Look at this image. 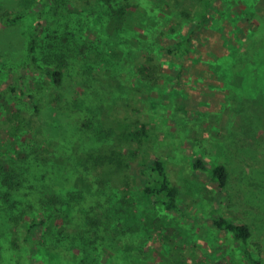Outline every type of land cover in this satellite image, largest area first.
<instances>
[{"label":"rangeland","instance_id":"rangeland-1","mask_svg":"<svg viewBox=\"0 0 264 264\" xmlns=\"http://www.w3.org/2000/svg\"><path fill=\"white\" fill-rule=\"evenodd\" d=\"M125 2L137 7L136 31L110 21L102 0H0V90L19 77L40 107L34 112L19 93L1 101L0 167L3 156L16 151V129L5 120L17 110L28 118L25 139H37L50 151L66 121L62 103H52V78L28 65L35 42L39 64L63 72L66 96H77L82 83L93 84L108 91L105 101L115 103L121 116L135 115L138 100L136 114L149 126L150 137L130 170V210L139 231L116 235L112 224L105 227L97 244L101 264H249L233 234L214 224L215 209L250 226L249 246L264 264V0H217L185 60L164 48L193 26L179 11L195 10V0ZM149 55L161 67L158 84L144 82L138 72ZM161 155L173 167L184 165L177 168L181 212L155 210L140 199L141 171ZM198 157L227 166L226 189L190 169ZM63 236L56 227L36 228L19 252L5 240L0 264L20 258L22 264H79L77 246L70 236L61 242Z\"/></svg>","mask_w":264,"mask_h":264},{"label":"trees","instance_id":"trees-1","mask_svg":"<svg viewBox=\"0 0 264 264\" xmlns=\"http://www.w3.org/2000/svg\"><path fill=\"white\" fill-rule=\"evenodd\" d=\"M102 1L110 21H118L123 31L138 29L134 17L137 7L125 0L118 6L113 5L112 0ZM216 1L195 0V10L179 11V18L190 20L193 26L178 42L164 48L167 54L182 60L190 56L196 36L209 22ZM177 26L172 31L176 32ZM119 44L127 45V42ZM37 47V43L31 44L28 65L52 78L57 92L52 103L55 106L62 103L66 121L56 146L53 144L54 149L50 151L37 139H25L23 124L28 118L21 112L17 110L5 120L16 129L13 139L16 151L3 156L0 167V217L4 219L0 224V247L6 240L10 248L19 252L24 243L31 241L36 228L56 227L64 235L61 242L70 236L77 246L79 264H101L97 244L105 227L112 224L109 229L116 235L139 231L137 215L130 210L135 202L130 170L150 137L149 126L136 114L140 112L138 100L134 101L135 115L121 116L115 103L105 101L108 91L93 84L82 83L83 89L77 96H66L63 72L40 65ZM156 57L146 56L138 70L141 79L149 84L162 80ZM31 89L16 77L14 83L0 90V103L19 93L27 97L34 112H38V98ZM130 105L132 107V101ZM188 164L190 169L207 174L221 189H226L230 179L227 166L209 164L202 157ZM180 167L184 165L173 167L171 160L161 155L144 168L141 201L155 210L181 212ZM212 217L220 230L233 234L249 264H262L249 246L252 237L249 225L230 221L218 209L212 210ZM70 229L74 233L68 235ZM168 231L172 233L173 229L165 232L166 239H170ZM17 264H22L21 258Z\"/></svg>","mask_w":264,"mask_h":264}]
</instances>
